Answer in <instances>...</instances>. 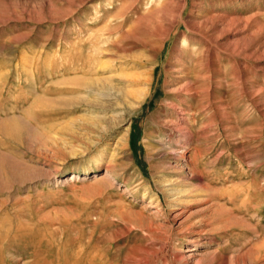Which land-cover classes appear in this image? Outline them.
<instances>
[{"label":"rangeland","instance_id":"374dc122","mask_svg":"<svg viewBox=\"0 0 264 264\" xmlns=\"http://www.w3.org/2000/svg\"><path fill=\"white\" fill-rule=\"evenodd\" d=\"M0 264H264V0H0Z\"/></svg>","mask_w":264,"mask_h":264},{"label":"bare ground","instance_id":"6f19581e","mask_svg":"<svg viewBox=\"0 0 264 264\" xmlns=\"http://www.w3.org/2000/svg\"><path fill=\"white\" fill-rule=\"evenodd\" d=\"M84 84H86V85H83V86H85L87 88H91V85H93L92 86L93 88L95 87V83L92 80L86 81V82H84ZM137 95H138L137 100L132 107L133 110H139V109L143 108V105L145 104V102L148 100V97L150 96V89L146 90V91L143 90L141 92H138ZM187 124H186V121L181 122V124L178 126V129L184 135V139L183 138H181V139L183 141H185L186 146H189V142H186L188 137H189V133L187 132ZM121 140L124 141V143H126V144L130 142V138L128 136L124 137ZM181 159L186 164V166H188L189 169H192L191 167H192L193 162L189 158L188 154H184L183 156H181ZM82 179L84 180L85 178L84 177L82 178V177L75 175V176H73L71 181L72 180H75V181L76 180H82ZM189 179H187L186 177H179L177 180H166L165 181V183H164L165 186L162 189V191L166 195L170 194L173 196L172 198H170V201H169V203L171 204V206H170L171 209L175 208V203H177L180 199H181L180 201H182V203L188 202L187 200H183L182 198L187 193H190V194L193 193V192H191V189H190L192 187V183H190V181H188ZM153 201H155V200L153 199ZM160 209H161V207H160ZM190 243L196 244L194 240H191Z\"/></svg>","mask_w":264,"mask_h":264}]
</instances>
